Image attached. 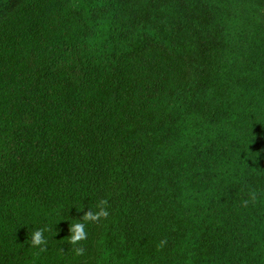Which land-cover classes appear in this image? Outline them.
I'll use <instances>...</instances> for the list:
<instances>
[{
  "label": "trees",
  "instance_id": "obj_1",
  "mask_svg": "<svg viewBox=\"0 0 264 264\" xmlns=\"http://www.w3.org/2000/svg\"><path fill=\"white\" fill-rule=\"evenodd\" d=\"M0 264H264V0H0Z\"/></svg>",
  "mask_w": 264,
  "mask_h": 264
},
{
  "label": "clouds",
  "instance_id": "obj_2",
  "mask_svg": "<svg viewBox=\"0 0 264 264\" xmlns=\"http://www.w3.org/2000/svg\"><path fill=\"white\" fill-rule=\"evenodd\" d=\"M254 198L255 194H253V199ZM244 203L246 205L248 201H244ZM106 205V200H100L96 203L94 208L90 207L91 210L86 212L82 219H78V222L76 223H70V235L68 236V241L74 246L73 251L75 256H82L85 254V248L83 246H79V242L87 238L85 222H97L103 218H107L109 216V211ZM83 208L84 205H82L79 210ZM50 230L51 229L48 226L35 227L30 235V246L38 248L40 253L45 252L48 247V237L45 236V233ZM161 243H163V241Z\"/></svg>",
  "mask_w": 264,
  "mask_h": 264
}]
</instances>
